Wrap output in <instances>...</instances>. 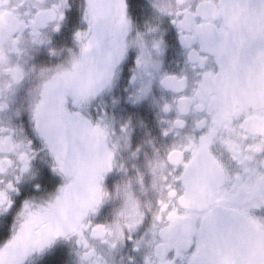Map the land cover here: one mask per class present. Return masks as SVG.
Listing matches in <instances>:
<instances>
[{
    "label": "snow or ice",
    "instance_id": "6c2138e0",
    "mask_svg": "<svg viewBox=\"0 0 264 264\" xmlns=\"http://www.w3.org/2000/svg\"><path fill=\"white\" fill-rule=\"evenodd\" d=\"M0 264H264V0H0Z\"/></svg>",
    "mask_w": 264,
    "mask_h": 264
}]
</instances>
